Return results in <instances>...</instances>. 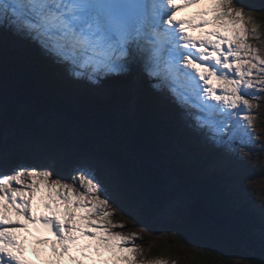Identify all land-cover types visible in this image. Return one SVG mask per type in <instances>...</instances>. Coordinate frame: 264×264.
Listing matches in <instances>:
<instances>
[{"label":"snow or ice","instance_id":"6c2138e0","mask_svg":"<svg viewBox=\"0 0 264 264\" xmlns=\"http://www.w3.org/2000/svg\"><path fill=\"white\" fill-rule=\"evenodd\" d=\"M254 11L240 0H0V29L28 39L76 79L138 64L196 129L231 151L234 141L258 138L254 93L264 91V41ZM72 173L69 179L45 166L0 168V264H177L146 259L138 233L116 230L125 225L114 220L93 169ZM26 243L37 261L27 258Z\"/></svg>","mask_w":264,"mask_h":264},{"label":"trees","instance_id":"16d2710c","mask_svg":"<svg viewBox=\"0 0 264 264\" xmlns=\"http://www.w3.org/2000/svg\"><path fill=\"white\" fill-rule=\"evenodd\" d=\"M243 2L254 7V10L257 8L254 16L264 21V0ZM12 34L7 29L0 31V46L18 50L0 53V80L15 82L18 88L21 87L16 91L17 98L29 103L31 108L27 111L16 109L0 126V137L8 145L7 163L18 155L37 152V144L32 143L29 136L40 138L43 143L41 147L45 149L57 143L72 145L81 140L90 146L95 143L103 146L100 143H104L101 135L110 131L117 146L105 145L124 155L135 167L130 168L125 176L126 181L134 187L128 202L142 203L144 209L148 208L153 215L162 218L173 214L172 222H176L181 230L175 235L174 243L189 247L195 245L196 248L203 247L218 254L209 255L208 251L197 253L187 247L194 260L192 264H233L236 255L246 262L249 257L264 259V219L250 200L241 192H234L228 171L209 173L203 168L209 164L206 161L222 162L218 149H204L202 145L194 148L184 136L178 134L184 129L175 132L177 126L174 119L169 117L172 107L163 94H147L143 105L137 107L133 116L119 126L116 117L122 111L127 114L128 104L124 101L120 110L115 107L120 100L117 83L108 80L102 82L92 92L99 96L98 99L89 102L84 92L77 93L54 77L52 72L63 69L60 64L54 65L53 59L44 52H41L44 58L34 54L33 49H37V45L30 47L27 39L19 40V37L16 40ZM12 55L20 60V64ZM47 113L52 114L51 119L45 118ZM197 134L204 138L202 132ZM173 147L178 151L171 152ZM202 150H205L203 154L200 153ZM145 168L149 174L152 170L155 176L150 174V178L143 177L142 172H147ZM191 197L199 199L220 216L225 221V228L215 232L192 224L186 214V204ZM163 246L162 252L170 243Z\"/></svg>","mask_w":264,"mask_h":264},{"label":"rangeland","instance_id":"374dc122","mask_svg":"<svg viewBox=\"0 0 264 264\" xmlns=\"http://www.w3.org/2000/svg\"><path fill=\"white\" fill-rule=\"evenodd\" d=\"M240 2L244 4L247 3L243 2V0H240ZM252 8L254 9V7ZM256 9L257 8H255V10ZM192 11L194 10H185V12L180 13V15H188ZM252 14L254 15L255 11ZM255 18L260 20L259 22L262 25L261 41H264V21L258 19V16H255ZM3 30L4 29H0V31ZM13 34L12 38H17L18 35ZM19 37L21 36H18V38ZM28 42L30 47H36L34 43L29 40ZM259 46L260 45L257 44V47ZM10 49L12 50L14 48H4L3 46H0V53H3L6 50L9 51ZM14 50L18 52L16 48ZM33 50L34 54L44 58V54L41 53L43 51H41L39 47ZM12 57L15 58L14 60L16 63L20 64V60L16 58L15 55H12ZM55 64L57 63L54 61V65ZM62 68L63 69L60 72H52L54 77L62 80L69 88L71 87V90L75 89V92L77 93L80 91L84 92L86 94L85 97L89 102L98 99L99 96H96L92 92L101 85L102 82L108 80L117 83V86L120 88V100L119 102H116L115 107L117 110H120V108L123 107L124 101L128 104L127 114H123L122 111L119 116L116 117V122L119 126L122 125L126 119L132 117L136 108L144 103L141 98L144 86L139 83H133L134 78H136L138 73L137 68L139 69L137 64L130 65L129 69L124 73L108 75L94 81L86 78H73L67 73L64 67ZM139 78L148 77L143 73ZM146 85L147 94L151 96H154L156 93L159 95L163 94L166 96L167 102L171 104L172 110L169 117L174 119V124L177 126V128H174L175 132L180 131V128L184 129V137L194 148H199L202 145L204 149L207 147L218 149V153L222 157V162L218 163L215 160L209 162L206 161L205 163L209 164L203 166V168L209 173L212 171H218V173L228 171V176L232 177V182L230 184L233 186L234 192H241L247 200H250L254 208L259 212L260 217L264 219V200L261 199V197H264V91L254 93L259 97V100L256 102L259 107L253 110L258 113L255 119V132L257 133L258 138L248 144L234 141L232 150L229 151L225 147L208 140L204 134V138H200L197 133L201 131L192 125L191 121L181 112L172 100H169L170 98L168 99L164 92L153 87V82L149 78ZM11 98L12 95L9 86L0 82V126L3 124L5 115L9 110L8 107L12 103ZM108 98L109 96L106 99ZM18 109L21 110V107H18ZM45 115V118L51 119L50 117L52 114L47 113ZM105 133L104 138H107L113 146H117L113 138L114 134L110 131H106ZM34 137L29 136V138L33 140L32 143L36 142L37 152L29 155H18L14 160L9 161L8 163L6 162L8 145L7 142L0 137V168L10 170L17 165L45 166L50 167V170L54 171L55 174L70 179L73 174V168L77 166L90 167L95 172V175L102 186L104 195L109 198L112 208L116 211L114 220L117 222L122 221L125 225L124 228L116 230L124 233H138L142 237L138 243H140L146 259L166 258L168 260H176L177 264H192L194 260L191 258L192 254H189L190 251L188 248L183 244L174 243L175 235L181 232V230L176 222H172L173 214H168L165 218H162L158 215H153L150 209H144L142 203L128 202L129 196L134 193V187L125 179L129 167L124 161L114 158L108 152L102 150L96 145L90 146V144L83 140L77 141L72 145L57 143L51 145L52 148L47 147L48 149H45V147H41L43 146L42 140L38 137ZM172 149L171 152L178 151L175 147ZM241 149H243V152ZM204 152L205 150L200 151L202 154ZM135 156L137 158V155ZM221 164L222 166H220ZM149 172L152 176H155L152 170ZM249 180L254 182L253 185L250 186L248 184ZM250 188L251 190H249ZM42 210L43 209H41V211ZM9 215L13 219H23L11 211L9 212ZM173 233L175 235H173ZM166 243H170V246L166 248V251L162 252L161 250L165 248L163 245H166ZM104 258H108L107 254H105ZM233 264H247V262L243 261L240 256L236 255L233 258Z\"/></svg>","mask_w":264,"mask_h":264},{"label":"water","instance_id":"95a60500","mask_svg":"<svg viewBox=\"0 0 264 264\" xmlns=\"http://www.w3.org/2000/svg\"><path fill=\"white\" fill-rule=\"evenodd\" d=\"M0 82L5 83L6 85L9 86L10 91H11V95H12V98H11L12 103L8 107L9 110H8L7 114L5 115V121H6L7 117H8V115L9 116L12 115L14 113V111L16 109H18V107H21V111H27L28 109L31 108L29 103L26 104L22 99H20V97H19V99L17 98V94L16 93L18 92V90L21 89V87L18 88L17 84L15 82L12 83V82L2 81V80H0ZM18 110H20V109H18ZM92 136H93V134H92ZM101 137L103 138V139L102 138L101 139L104 141V143L103 142H100V143L104 144V145L100 146L99 144L97 145V143H95L96 146L97 147L100 146V148L102 150L108 152L114 158H116L118 160H122V161H124L126 163V161L124 160V159H126L124 157V155H122L121 153L113 150V148H111L113 145L111 144V142L107 138L106 139L104 138V135H101ZM83 141H85V140H83ZM106 143H108L111 147L108 146V145H105ZM95 144H92V145H95ZM134 159L137 160L136 158H134ZM126 164L128 165L129 169L130 168L131 169H135V167H133V164H131L130 161H128V163H126ZM142 174H143L142 175L143 177L148 176V178H150V176H151L148 173V170H147V172L146 171L142 172ZM186 214H187L188 220L192 224H194L196 226L212 229L215 232L222 231L225 228V225H226L225 221L220 216L216 215L214 212L209 210L203 204V202L200 201L197 198H192L191 197V198L188 199L187 204H186Z\"/></svg>","mask_w":264,"mask_h":264},{"label":"bare ground","instance_id":"6f19581e","mask_svg":"<svg viewBox=\"0 0 264 264\" xmlns=\"http://www.w3.org/2000/svg\"><path fill=\"white\" fill-rule=\"evenodd\" d=\"M258 21H260V20H258ZM17 38H18V36H17ZM17 38H16V40H17ZM23 38V37H22ZM26 39V38H25ZM19 40H21V37L19 38ZM5 50V49H4ZM13 53V52H12ZM44 54V53H43ZM137 66H139L138 64H137ZM137 75H136V78H134V84H137V83H139V84H142L144 87V91L142 92V95H141V98H142V101L144 100V98H145V100H146V95H147V82H148V78H139L142 74H143V72L141 71V68H140V66H139V69L137 68ZM0 75H2V74H0ZM133 86V85H132ZM127 92V91H126ZM164 96V98H166V96L165 95H163ZM168 97V96H167ZM132 98V97H131ZM140 98V99H141ZM168 99H169V97H168ZM169 100H171V99H169ZM141 101V100H140ZM178 112H179V109H178ZM180 115V114H179ZM189 127V126H188ZM186 131H188V130H186ZM184 131H182V132H179L178 134H180V135H182V136H184V134H185V132L183 133ZM170 161V160H169ZM42 256H43V254H42Z\"/></svg>","mask_w":264,"mask_h":264}]
</instances>
